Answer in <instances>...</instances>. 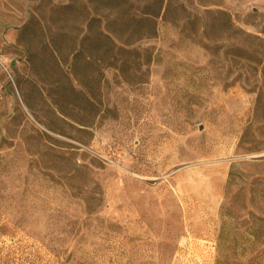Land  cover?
Here are the masks:
<instances>
[{
  "label": "rangeland",
  "instance_id": "1",
  "mask_svg": "<svg viewBox=\"0 0 264 264\" xmlns=\"http://www.w3.org/2000/svg\"><path fill=\"white\" fill-rule=\"evenodd\" d=\"M0 264H264V0H0Z\"/></svg>",
  "mask_w": 264,
  "mask_h": 264
},
{
  "label": "trees",
  "instance_id": "2",
  "mask_svg": "<svg viewBox=\"0 0 264 264\" xmlns=\"http://www.w3.org/2000/svg\"><path fill=\"white\" fill-rule=\"evenodd\" d=\"M111 1H116V0H111ZM110 36V35H109ZM112 38V37H111Z\"/></svg>",
  "mask_w": 264,
  "mask_h": 264
}]
</instances>
